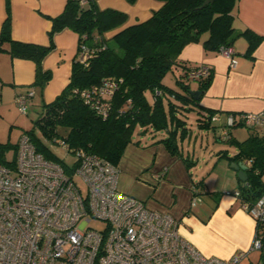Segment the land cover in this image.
Instances as JSON below:
<instances>
[{
    "label": "crops",
    "instance_id": "1",
    "mask_svg": "<svg viewBox=\"0 0 264 264\" xmlns=\"http://www.w3.org/2000/svg\"><path fill=\"white\" fill-rule=\"evenodd\" d=\"M8 1L9 12L6 0H0V33L9 17L12 40L48 46L51 29L48 18L60 15L67 0ZM97 5L100 9L111 8L127 14L125 26H130L150 18L152 11L158 10L162 3L137 0L134 5H129L125 0H97ZM232 14L234 33L238 35L232 45L237 62L235 68H231L229 60L218 51L203 47L202 41L207 38L203 35L201 41L183 48L178 56L177 69L167 74L163 81L176 87V76H180L184 66L203 64L211 69L210 85L198 95V103L187 113L188 136L179 144L182 157L171 155L164 145L155 142L164 138L166 133L154 136L137 134L117 165V188L143 201L149 210L166 213L179 222L178 233L204 255L229 260L237 253H243L237 264H264V256L252 249L255 221L234 196L244 182L223 157L225 154L218 155L220 151H226V155L232 157L238 150L225 143L223 147L215 145L222 143L217 136L225 127L228 116L264 114V0H238ZM246 30L261 38L250 53H247V38L240 35ZM116 31L108 33L107 37ZM53 43V50L42 61L43 70L49 73L42 88L35 84L36 64L11 56L7 51L8 44L0 43V144L8 145L4 151L0 150V160L6 166H13L16 146L24 132L29 130L24 119L16 113V95L31 90L33 97L28 109L33 105L42 106L52 103L70 82L73 62L79 53V36L64 30L54 36ZM183 81L191 92L198 91V81ZM104 97L109 98V95L104 94ZM205 109L214 112L212 116L216 120L211 122L209 129H200L191 118L195 121L202 117L206 114ZM238 125L229 133L231 138L242 142L250 133L247 127ZM194 130L197 131L196 138L193 137ZM205 131L207 135L212 133L213 141L207 139L206 143L203 142L201 136ZM198 136L201 138L199 144ZM48 149L54 154L49 145ZM184 158H187L189 167ZM61 161L66 163L63 158ZM240 163L248 166L246 162ZM198 182L204 192L202 202L190 208L192 187Z\"/></svg>",
    "mask_w": 264,
    "mask_h": 264
},
{
    "label": "trees",
    "instance_id": "2",
    "mask_svg": "<svg viewBox=\"0 0 264 264\" xmlns=\"http://www.w3.org/2000/svg\"><path fill=\"white\" fill-rule=\"evenodd\" d=\"M125 1L129 5L137 2ZM156 1L162 6L152 11L150 18L125 26L127 14L111 8L100 9L97 0H84V3L67 0L60 15L48 18L51 22L48 46L12 40L10 19H6L0 43L8 44L7 51L11 56L36 64L35 84L41 88L49 79V73L42 68V61L53 50V39L57 33L64 30L76 33L79 36L78 52L81 46L90 51L84 63L76 58L69 84L52 103L41 106L40 118L23 134L30 137L37 152L47 160L65 164L45 143L59 136L69 149L83 150L117 167L127 145L134 142L137 134L147 133L153 136L166 133L164 138L155 142L164 145L171 155L182 157L179 144L188 136L187 113L193 110L192 106L199 99L190 94L186 81H183L191 79L189 74L193 67L182 68L180 76H176V87H170L163 81L167 74L177 69L178 56L183 48L201 41L203 35H207L202 41L206 50L219 52L222 47L233 45L238 35L234 33L232 11L238 0H213L204 8H200L204 0ZM6 9L9 12L8 0ZM113 31L116 33L107 37ZM240 35L248 40L247 53L261 40L249 30ZM211 78L210 69L208 77L196 80L200 94L210 85ZM107 83H116L117 88L109 98L101 95L110 103L109 116L103 119L84 103L80 91L106 88ZM205 112L195 119L200 129H209L213 121L214 112L208 109ZM241 125L250 133L242 142L231 138L230 133L226 141L217 136L219 141L236 147L237 154L228 157L226 151H220L218 155L224 153L222 156L230 164L247 163L246 181L239 191L238 200L252 206L264 195V128ZM58 129L65 130L66 135H60ZM7 146L0 144V150L4 151ZM183 160L189 167L187 158ZM0 162L4 165L3 160ZM199 187L201 184L198 182L192 191L194 189L202 196L204 192Z\"/></svg>",
    "mask_w": 264,
    "mask_h": 264
},
{
    "label": "built area",
    "instance_id": "3",
    "mask_svg": "<svg viewBox=\"0 0 264 264\" xmlns=\"http://www.w3.org/2000/svg\"><path fill=\"white\" fill-rule=\"evenodd\" d=\"M219 53L235 68L232 46ZM89 56L81 46L79 60L84 63ZM209 73L201 64L191 68L189 76L198 80ZM116 88V83H107L106 88L80 91V96L95 115L106 119L110 103L101 95H112ZM32 97L31 90L16 95L21 114H27ZM239 123L264 126V114L228 116L220 139L228 140L230 129ZM50 142L72 155L73 163L47 160L23 135L13 166L0 164V264H237L243 257L204 255L178 233L179 222L118 190L116 166L83 150L73 151L62 139ZM234 196L238 199L239 191ZM201 202L193 189L190 208ZM241 208L255 221L252 249L264 254V195ZM93 221L103 227L93 228Z\"/></svg>",
    "mask_w": 264,
    "mask_h": 264
},
{
    "label": "rangeland",
    "instance_id": "4",
    "mask_svg": "<svg viewBox=\"0 0 264 264\" xmlns=\"http://www.w3.org/2000/svg\"><path fill=\"white\" fill-rule=\"evenodd\" d=\"M15 107H16V113H17L18 117H22V119H24V122L27 125V128H29V130L32 128L33 124L40 118V116H41L40 114L42 113L41 106H37V105H33V106L29 107V109L27 111L28 115L20 114V112L18 111L17 106H15ZM192 116L195 117V114L193 113ZM191 119H192L193 122H195L193 118H191ZM6 132H8V130ZM58 132L62 136L66 135V131L65 130L58 129ZM193 133H194L193 137L196 138L197 137V131L194 130ZM201 138H203V142H205V143H206L207 139H209L210 141H213L212 133H209L207 135L206 131L203 132V135L201 136ZM201 138L198 136V138H197L198 144L201 142ZM61 139H62V137L57 136V140H61ZM46 143L50 146V148L53 149L54 154L59 159L62 160V158H63L66 161V163H68V164H72L73 163L74 158H73L72 155L68 154L67 156H64L65 153H66V152H63L64 150H62L60 148H57V145L51 143L50 141H46ZM215 145H217V147H219V146L223 147V146H226L227 144L225 145L222 142V143H218V144H215ZM80 187H81L82 190H84L83 185H80ZM91 226L93 228H95V229H101L103 227V225L101 223L95 222V221L92 222Z\"/></svg>",
    "mask_w": 264,
    "mask_h": 264
},
{
    "label": "water",
    "instance_id": "5",
    "mask_svg": "<svg viewBox=\"0 0 264 264\" xmlns=\"http://www.w3.org/2000/svg\"><path fill=\"white\" fill-rule=\"evenodd\" d=\"M213 2V0H204L203 4L200 6V8H204L206 5L211 4ZM190 94L193 95L195 97V99H197L198 95L200 94L199 91H195V92H191ZM231 167L237 172V175L239 177V179L242 182L246 181V165H242L241 163H231Z\"/></svg>",
    "mask_w": 264,
    "mask_h": 264
}]
</instances>
